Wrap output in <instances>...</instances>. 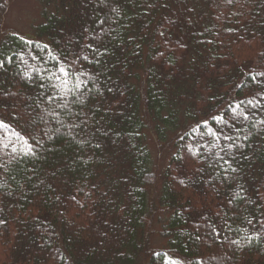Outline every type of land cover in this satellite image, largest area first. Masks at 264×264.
Segmentation results:
<instances>
[{
  "label": "trees",
  "instance_id": "trees-1",
  "mask_svg": "<svg viewBox=\"0 0 264 264\" xmlns=\"http://www.w3.org/2000/svg\"><path fill=\"white\" fill-rule=\"evenodd\" d=\"M42 3L29 35L0 28V58L17 54L0 69V121L11 125L4 142L20 152L13 129L30 143L45 140L37 158L0 168V264H168L169 257L182 264H264V237L247 240L264 219V125L252 127L264 120V0ZM101 19L109 54L100 65H83L99 74L100 91L72 105L71 117L55 109L65 124L84 121L73 139L50 116L48 124L41 119L59 103L47 101L45 92H53L43 70H54L53 56L71 60L96 44ZM246 99L262 107L242 105L251 136L226 186L208 166L218 148L211 154L201 148L198 156L185 147L195 151L212 138L185 133L209 113ZM49 126L52 140L43 136ZM147 132L160 153L172 149L158 191ZM11 147L0 149V163L9 161ZM235 193L244 199L228 204Z\"/></svg>",
  "mask_w": 264,
  "mask_h": 264
},
{
  "label": "snow or ice",
  "instance_id": "snow-or-ice-1",
  "mask_svg": "<svg viewBox=\"0 0 264 264\" xmlns=\"http://www.w3.org/2000/svg\"><path fill=\"white\" fill-rule=\"evenodd\" d=\"M231 2V0H229ZM101 4L108 5L109 0H100ZM110 11L114 13L117 17L120 15V10L117 7H111ZM116 21L113 20L112 23ZM106 23L105 19H101L99 24L101 25L99 31L93 36L94 40H97L96 44H86L83 46L79 53L74 54L73 59L66 60L60 57L53 56L52 59L55 61L53 65V69H44L45 73H48V89L52 90V95L47 96V101L51 104L52 101H59L55 105L52 111L47 112L45 116H42L41 119L44 120L45 124H48L47 117H51L52 121L56 124H59L61 127H66L69 130V135L75 139V136L72 135L73 129H78L84 123L81 121L80 124L75 121L71 124H65V122L61 119V114L57 112L55 109L59 108L63 110L64 114L71 117L72 113V105L80 104L83 105L85 101V96L87 93H90L94 89L99 92V85L97 84L98 73H90L87 71L83 65L84 63L90 65H100L102 63V57L108 55V49L106 46H103V36L106 34L103 25ZM163 35V33H161ZM21 39H23L21 37ZM44 48L47 49L48 46L44 45ZM16 53H13L11 56H5L0 58V69H4L6 64H10L13 62V57L16 56ZM51 55V53H49ZM19 59L24 63L28 64L27 60L23 59V56L20 55ZM33 59H37L36 56H33ZM32 71H36L39 75V70L35 69L33 66H29ZM259 75H264V73H260ZM24 76L26 79L31 80L32 74L31 71L24 72ZM44 77H41L43 80ZM256 77L253 76V80ZM91 85V87L89 86ZM40 87L43 89L45 85L43 83L40 84ZM242 105L251 106L253 108L262 107L259 100L255 102L253 99L241 100L236 104H229L226 108L218 109L217 113H209L207 118L197 122L195 127L186 130L185 135L195 137L198 135L201 139L204 137H211L213 142L209 145L198 144L193 149L192 144H187L185 147L190 154L202 156L203 153L200 151L201 148H208L211 154V149H217L218 151L212 156V163H209V167L214 168L216 175L221 177V183L226 186H230L231 181L234 177L231 175L232 173L237 172V168L233 166V164L237 161L238 156L237 153L242 155V149L246 147L243 141H247L251 136V132L248 131L247 126L244 122L249 121V113L245 108H242ZM229 113H231L229 115ZM237 125H241V127H237ZM257 125H264V120H257L252 123V127H256ZM11 125L5 124L4 121H0V149H8L11 144L12 147L10 149L11 158L6 163H0V168L7 170V163H11L12 160L17 158H37L39 155V150L43 147L45 140L43 139H35V143H30L28 136H22L20 133L15 132L13 129V134L17 137L18 140L22 141V147L20 152H17V148L13 141L9 140L8 143H5V135L3 130L10 128ZM52 131L49 126V131H44L43 136L47 140H52L54 137L50 134ZM55 133H60V127L54 129ZM180 139H184V136H181ZM220 141H224L223 144ZM81 146H83L84 141L79 142ZM98 147V145H97ZM51 150V149H49ZM32 171H35L34 169ZM199 171V170H198ZM32 177L29 176L30 180ZM181 184H184V180H180ZM243 200L244 197L240 193H235L229 200L228 204H232L235 199ZM217 216H220V213H217ZM264 216V213H262ZM247 224L252 225L253 228L256 225L253 224V220L245 217ZM256 224L259 225L260 231L255 233V236H247V240L251 242L253 239H261L264 237V219H259L256 221ZM225 226L227 225V221H225ZM199 227V225H197ZM222 229H218L215 224L211 225V232L216 236H220ZM245 231H247L245 229ZM199 238V237H197ZM231 243L239 245L240 241L232 240ZM156 255H159L157 253ZM166 255V254H165ZM168 264H182L181 261L168 258ZM200 264V262H198Z\"/></svg>",
  "mask_w": 264,
  "mask_h": 264
},
{
  "label": "rangeland",
  "instance_id": "rangeland-1",
  "mask_svg": "<svg viewBox=\"0 0 264 264\" xmlns=\"http://www.w3.org/2000/svg\"><path fill=\"white\" fill-rule=\"evenodd\" d=\"M42 8V0H0V28L2 32L29 35L31 27L41 20ZM146 136L151 154V174L156 180L155 186L158 191L161 176L169 161L172 149L169 146L160 153L153 135L147 132Z\"/></svg>",
  "mask_w": 264,
  "mask_h": 264
}]
</instances>
